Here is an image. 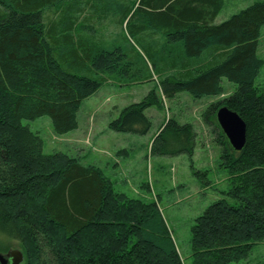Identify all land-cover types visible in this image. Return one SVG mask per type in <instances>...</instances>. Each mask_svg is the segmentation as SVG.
<instances>
[{
	"label": "trees",
	"instance_id": "16d2710c",
	"mask_svg": "<svg viewBox=\"0 0 264 264\" xmlns=\"http://www.w3.org/2000/svg\"><path fill=\"white\" fill-rule=\"evenodd\" d=\"M222 5L0 0V252L17 243L23 264H183L155 201L116 191L101 169L77 158L44 154L41 138L21 123L48 117L54 134L72 132L82 102L106 83L156 84L109 124L138 135L151 128L145 111L162 110L164 100L221 97L222 79L234 84L201 116L229 187L190 228V264L237 263L264 240V84L256 83L264 0L213 24ZM221 107L245 124L239 152L216 123ZM195 136L191 124L170 117L149 152L191 161Z\"/></svg>",
	"mask_w": 264,
	"mask_h": 264
},
{
	"label": "rangeland",
	"instance_id": "374dc122",
	"mask_svg": "<svg viewBox=\"0 0 264 264\" xmlns=\"http://www.w3.org/2000/svg\"><path fill=\"white\" fill-rule=\"evenodd\" d=\"M254 1L257 0H228L227 9L236 13ZM111 33L120 32L116 27ZM258 55L264 59V28ZM256 83L264 84V67ZM155 85L154 82L102 85L82 102L77 129L64 135L53 133L48 117L21 123L41 138L44 154L62 153L77 158L83 165L101 169L116 191L145 202L155 201L172 232L182 263L190 264V228L212 203L224 198L222 193L229 187L228 172L221 166V149L201 116L210 103L232 93L236 86L222 79L221 97L192 99L183 92L173 101L164 100L162 110L145 111L151 121L147 134L112 131L109 124L119 117L120 111L140 102ZM170 117L193 127L196 136L191 161L186 155L161 157L149 152L159 127ZM197 172L201 175H194ZM16 244L8 245L7 249L17 248ZM230 264H264V240L252 248L245 260Z\"/></svg>",
	"mask_w": 264,
	"mask_h": 264
},
{
	"label": "water",
	"instance_id": "95a60500",
	"mask_svg": "<svg viewBox=\"0 0 264 264\" xmlns=\"http://www.w3.org/2000/svg\"><path fill=\"white\" fill-rule=\"evenodd\" d=\"M216 123L232 150L241 151L246 143V128L240 117L226 107H221L215 114ZM10 257V264H20L23 255L20 251L14 250L7 255ZM0 264H8L5 256L0 254Z\"/></svg>",
	"mask_w": 264,
	"mask_h": 264
},
{
	"label": "crops",
	"instance_id": "0c3cea01",
	"mask_svg": "<svg viewBox=\"0 0 264 264\" xmlns=\"http://www.w3.org/2000/svg\"><path fill=\"white\" fill-rule=\"evenodd\" d=\"M227 3L228 0H223V5L221 9L218 11V14L215 17H213V24L222 23L223 21L227 20L231 15L234 14L232 9L231 10L227 9Z\"/></svg>",
	"mask_w": 264,
	"mask_h": 264
},
{
	"label": "flooded vegetation",
	"instance_id": "af4514ba",
	"mask_svg": "<svg viewBox=\"0 0 264 264\" xmlns=\"http://www.w3.org/2000/svg\"><path fill=\"white\" fill-rule=\"evenodd\" d=\"M14 250L20 251L18 248H14V249H11V250L7 249L5 252H1L0 253V254H2L3 256L6 257L8 264H10V257H8L7 255H8V253H12V251H14ZM23 262H24V259H23V261L20 264H23Z\"/></svg>",
	"mask_w": 264,
	"mask_h": 264
}]
</instances>
